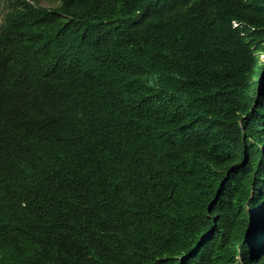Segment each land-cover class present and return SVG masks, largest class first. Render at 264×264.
Masks as SVG:
<instances>
[{
  "label": "trees",
  "instance_id": "16d2710c",
  "mask_svg": "<svg viewBox=\"0 0 264 264\" xmlns=\"http://www.w3.org/2000/svg\"><path fill=\"white\" fill-rule=\"evenodd\" d=\"M41 1L0 0V264H264V0Z\"/></svg>",
  "mask_w": 264,
  "mask_h": 264
},
{
  "label": "clouds",
  "instance_id": "9594fccd",
  "mask_svg": "<svg viewBox=\"0 0 264 264\" xmlns=\"http://www.w3.org/2000/svg\"><path fill=\"white\" fill-rule=\"evenodd\" d=\"M261 44L262 47L264 45L263 41H261ZM256 57L258 68L256 78L257 81L258 75L261 73L260 65H264L263 62L260 63L261 57H264V49L258 51ZM263 93L264 77L260 86H256L255 82L249 88L246 98L241 105V109H243V111L238 113V121H240L241 118H244L247 112H249V115L246 116L243 120L250 119L255 114L256 109L262 100ZM245 162L249 164V167H251V172L249 173L248 171L250 193L246 198L244 207L246 213L249 215L246 245L251 250H261L264 249V153L259 154L257 151H254L252 152V156L248 154ZM260 170L263 171L262 175L260 174ZM237 260L241 262V259ZM236 264H238V262H236Z\"/></svg>",
  "mask_w": 264,
  "mask_h": 264
},
{
  "label": "rangeland",
  "instance_id": "374dc122",
  "mask_svg": "<svg viewBox=\"0 0 264 264\" xmlns=\"http://www.w3.org/2000/svg\"><path fill=\"white\" fill-rule=\"evenodd\" d=\"M58 3H59V0H42L40 5L42 7H45V8H53V7H57L58 6ZM4 16L2 15L1 17V20H0V23L3 22L4 20ZM264 63V57H261V61L260 63ZM256 63H257V60H256ZM257 66L254 67L252 69V72L250 70H247L246 71V75H245V79H244V83L247 82V86L245 87L244 85L242 86L241 90H240V102H244L245 98H246V95L248 93V90L249 88L256 82V86H260L262 81H263V77H264V65H260V69H261V73L258 75V79L256 81V78H257ZM249 115V112H247L245 114V117ZM244 117V118H245ZM244 118H241L240 119V122L243 121ZM260 174L262 175L263 174V171L260 170ZM242 192H243V195H244V198L246 199L250 193V182L249 181H244V183L242 184Z\"/></svg>",
  "mask_w": 264,
  "mask_h": 264
}]
</instances>
